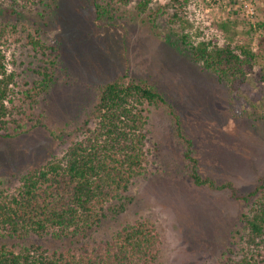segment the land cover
I'll list each match as a JSON object with an SVG mask.
<instances>
[{
	"label": "rangeland",
	"instance_id": "374dc122",
	"mask_svg": "<svg viewBox=\"0 0 264 264\" xmlns=\"http://www.w3.org/2000/svg\"><path fill=\"white\" fill-rule=\"evenodd\" d=\"M111 1L99 0L115 9L114 22L103 24L94 19L92 0H0V43L7 68L15 75L9 106L43 122L14 138L0 133V188L13 190L21 172L61 156L74 138L57 140L51 130L71 128L92 103L95 88L126 70L173 101L183 134L194 144L202 177L231 182L241 193L251 190L264 177V82L258 76L264 62L229 94L188 59L179 39L181 25L167 14L168 0H155L143 14L133 2L121 6ZM250 3L252 18L239 11L238 0H189L191 27L185 32L199 29L220 40L223 34L216 25L236 23L234 42L248 40L256 49L264 35L257 27L264 24V0ZM248 27L253 29L249 35ZM37 41L60 43L63 63L55 86L33 103L25 92L38 79L36 71L48 53L33 46ZM148 108L146 174L130 185L126 196L131 201L124 210L116 214L114 204H108L106 218L81 242L109 240L121 227L150 219L160 238L157 264H211L232 241V229L241 227L239 215L247 204L232 199L228 190L195 186L185 173L170 117L162 108ZM1 244L11 246L8 240ZM30 244L56 255L79 246L71 238L56 239L52 232L40 239L31 236L24 245Z\"/></svg>",
	"mask_w": 264,
	"mask_h": 264
},
{
	"label": "trees",
	"instance_id": "16d2710c",
	"mask_svg": "<svg viewBox=\"0 0 264 264\" xmlns=\"http://www.w3.org/2000/svg\"><path fill=\"white\" fill-rule=\"evenodd\" d=\"M155 0H117L121 6L132 2L143 14ZM110 2H112L110 0ZM189 0H168L165 8L172 21L181 25L180 42L188 59L214 76L229 94L248 81V74L264 62V35L257 48L250 42H234L236 23L216 25L218 36L191 27L187 10ZM94 19L103 24L114 22L115 9L99 0H92ZM186 25V26H185ZM264 29V24L257 23ZM253 29L245 31L249 35ZM48 53L41 59L36 75L26 93L33 103L41 94L55 86L63 63L62 46L32 43ZM259 79L264 82V63ZM15 75L8 70L0 43V133L4 138L25 134L43 122L32 120L24 110L9 106ZM162 108L170 117L175 136L181 144L185 173L195 186L228 190L234 200L246 202L247 211L240 213L241 227L231 231V239L211 264H264V177L256 180L248 192H238L231 182L216 183L199 172L191 139L181 127L174 103L157 87L123 71L95 88L92 103L82 109L71 128L51 130L57 140L74 138L59 157L49 159L18 176L13 190L0 188V264H157L160 238L150 219L121 227L109 240L86 244L91 231L106 218V206L114 204L113 212L121 213L131 201L126 196L132 182L146 174V125L148 107ZM16 115V117H14ZM18 118V119H15ZM52 232L56 239L77 241L76 250L65 254H48L42 246L24 243L31 236L42 238ZM234 234V235H233ZM22 244V245H20ZM18 251L14 247H19Z\"/></svg>",
	"mask_w": 264,
	"mask_h": 264
},
{
	"label": "built area",
	"instance_id": "2783aa9c",
	"mask_svg": "<svg viewBox=\"0 0 264 264\" xmlns=\"http://www.w3.org/2000/svg\"><path fill=\"white\" fill-rule=\"evenodd\" d=\"M239 2V11L242 10L244 12L245 17H250L254 15L253 13V7L252 4L250 3V0H238Z\"/></svg>",
	"mask_w": 264,
	"mask_h": 264
}]
</instances>
